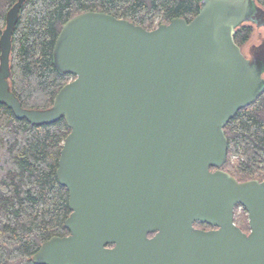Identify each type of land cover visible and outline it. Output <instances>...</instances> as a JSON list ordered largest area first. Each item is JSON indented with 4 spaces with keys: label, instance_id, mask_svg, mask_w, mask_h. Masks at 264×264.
Wrapping results in <instances>:
<instances>
[{
    "label": "water",
    "instance_id": "obj_1",
    "mask_svg": "<svg viewBox=\"0 0 264 264\" xmlns=\"http://www.w3.org/2000/svg\"><path fill=\"white\" fill-rule=\"evenodd\" d=\"M25 2L0 37V103L70 129L57 166L69 234L43 242L34 264H264V180L223 168L225 127L264 93V49L249 58L235 40L242 24L264 25L257 0H202L191 21L151 30L103 11L73 16L52 54L73 78L46 109L24 107L9 82Z\"/></svg>",
    "mask_w": 264,
    "mask_h": 264
},
{
    "label": "trees",
    "instance_id": "obj_2",
    "mask_svg": "<svg viewBox=\"0 0 264 264\" xmlns=\"http://www.w3.org/2000/svg\"><path fill=\"white\" fill-rule=\"evenodd\" d=\"M17 0H0V37ZM202 0H26L13 31L11 88L24 107L46 109L73 76L53 59L65 22L86 11H103L146 29L173 17L191 21ZM264 8V0H257ZM253 26L242 24L235 40L247 43ZM1 53V49H0ZM264 93L239 109L225 127L229 140L224 169L239 181L264 180ZM70 129L64 118L35 125L18 119L0 103V264H34L33 255L53 236H65L69 192L57 176L63 142ZM236 157L233 160V157ZM36 264V263H35Z\"/></svg>",
    "mask_w": 264,
    "mask_h": 264
},
{
    "label": "rangeland",
    "instance_id": "obj_3",
    "mask_svg": "<svg viewBox=\"0 0 264 264\" xmlns=\"http://www.w3.org/2000/svg\"><path fill=\"white\" fill-rule=\"evenodd\" d=\"M246 24H250L253 26V32L250 36V39L247 43H245L242 46V50L245 53L246 56H249L250 54V47L252 45H261L264 42V25H261L259 27H256V25H253L251 23H246ZM158 26V19L156 20V25ZM72 80V78H71ZM264 115V112H263ZM236 157H233V160ZM259 180V179H258ZM235 222L238 226H240L245 232L249 233L250 232V225H249V217H248V212L247 210L242 207V206H236L235 208ZM198 228L204 229V230H210L208 225H201L199 223H197L195 225Z\"/></svg>",
    "mask_w": 264,
    "mask_h": 264
},
{
    "label": "flooded vegetation",
    "instance_id": "obj_4",
    "mask_svg": "<svg viewBox=\"0 0 264 264\" xmlns=\"http://www.w3.org/2000/svg\"><path fill=\"white\" fill-rule=\"evenodd\" d=\"M259 20V19H258ZM264 49V42L261 44V45H252L251 47H250V54H249V58L250 57H253V55H256V54H259V52L261 51V50H263ZM197 223H199V222H196V224ZM195 224V225H196ZM199 224H201V225H208V224H202V223H199ZM209 226V228L210 229H212V228H215V227H213V226H210V225H208Z\"/></svg>",
    "mask_w": 264,
    "mask_h": 264
}]
</instances>
